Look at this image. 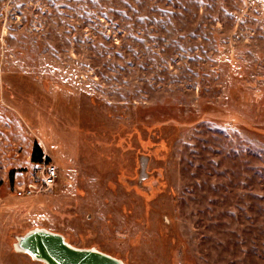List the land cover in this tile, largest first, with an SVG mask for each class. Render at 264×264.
Returning a JSON list of instances; mask_svg holds the SVG:
<instances>
[{"label":"rangeland","instance_id":"1","mask_svg":"<svg viewBox=\"0 0 264 264\" xmlns=\"http://www.w3.org/2000/svg\"><path fill=\"white\" fill-rule=\"evenodd\" d=\"M33 229L123 264H264V0H0V264H42L13 248Z\"/></svg>","mask_w":264,"mask_h":264},{"label":"water","instance_id":"2","mask_svg":"<svg viewBox=\"0 0 264 264\" xmlns=\"http://www.w3.org/2000/svg\"><path fill=\"white\" fill-rule=\"evenodd\" d=\"M13 248L42 264H123L94 249L75 248L62 235L45 229H33L17 237Z\"/></svg>","mask_w":264,"mask_h":264},{"label":"built area","instance_id":"3","mask_svg":"<svg viewBox=\"0 0 264 264\" xmlns=\"http://www.w3.org/2000/svg\"><path fill=\"white\" fill-rule=\"evenodd\" d=\"M45 164V163H41ZM58 180V170L56 166L47 164L41 166L35 178H32L25 185L16 191L18 198L31 197L50 191L56 185Z\"/></svg>","mask_w":264,"mask_h":264},{"label":"trees","instance_id":"4","mask_svg":"<svg viewBox=\"0 0 264 264\" xmlns=\"http://www.w3.org/2000/svg\"><path fill=\"white\" fill-rule=\"evenodd\" d=\"M30 157L31 162L35 164H41L43 161L48 162V159L44 158L41 147L37 142L33 144Z\"/></svg>","mask_w":264,"mask_h":264}]
</instances>
